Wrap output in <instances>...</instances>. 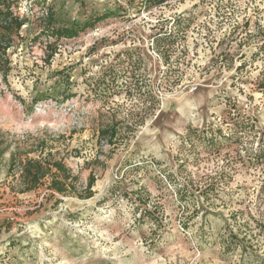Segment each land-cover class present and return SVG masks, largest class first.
<instances>
[{
  "label": "rangeland",
  "instance_id": "374dc122",
  "mask_svg": "<svg viewBox=\"0 0 264 264\" xmlns=\"http://www.w3.org/2000/svg\"><path fill=\"white\" fill-rule=\"evenodd\" d=\"M16 1L27 21L0 75V264H264V0ZM48 10L57 26L107 17L46 61L43 36L28 39ZM177 16L186 30L158 45ZM41 146L80 194L9 189L8 151Z\"/></svg>",
  "mask_w": 264,
  "mask_h": 264
},
{
  "label": "trees",
  "instance_id": "16d2710c",
  "mask_svg": "<svg viewBox=\"0 0 264 264\" xmlns=\"http://www.w3.org/2000/svg\"><path fill=\"white\" fill-rule=\"evenodd\" d=\"M167 0H144L148 8L155 7ZM16 0H0V75L5 79L11 69V55L20 46L23 41L21 33L22 27L27 21L26 15H21L16 9ZM107 17L106 13L97 15L92 19L85 21L79 25L73 26H57L53 25L54 15L53 12L48 10L45 15L46 27L40 29L38 33L28 39V43H32L43 36L44 50L47 52L46 61H49L53 54L56 52L58 42L61 38L75 37L80 30L86 27H91L100 20ZM183 22V23H182ZM173 30L157 31L154 35L158 36L163 32L160 38L156 37L157 44L160 41L171 38L172 36L178 37L183 34L189 25L188 18L177 16L172 23ZM125 74V71L123 70ZM113 82V81H112ZM118 87L125 89L131 88V82L122 79L116 83ZM264 90V78L258 84ZM121 88V89H122ZM105 132H110L109 137H113L117 132L115 125H110L106 130H101L100 135ZM2 143L0 142V146ZM6 147H0V158L3 156ZM8 163L6 167L5 176L9 179V189L14 193H24L38 189L42 185H46L50 195L61 194L66 195L69 193H78L77 189V175H75L69 167L66 166L64 161L60 158L54 157L51 151L46 150V147L41 146L34 151H27V153L20 152L19 149L8 151ZM95 179L91 176L87 182L84 191L87 192L86 196H90L92 191L91 187ZM82 196V195H80Z\"/></svg>",
  "mask_w": 264,
  "mask_h": 264
}]
</instances>
